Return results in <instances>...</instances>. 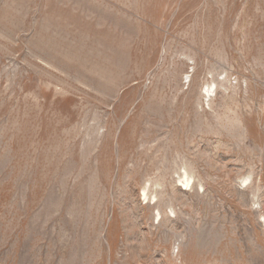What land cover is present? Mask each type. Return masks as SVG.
Instances as JSON below:
<instances>
[{
    "label": "rangeland",
    "instance_id": "1",
    "mask_svg": "<svg viewBox=\"0 0 264 264\" xmlns=\"http://www.w3.org/2000/svg\"><path fill=\"white\" fill-rule=\"evenodd\" d=\"M0 264H264V0H0Z\"/></svg>",
    "mask_w": 264,
    "mask_h": 264
},
{
    "label": "bare ground",
    "instance_id": "2",
    "mask_svg": "<svg viewBox=\"0 0 264 264\" xmlns=\"http://www.w3.org/2000/svg\"><path fill=\"white\" fill-rule=\"evenodd\" d=\"M209 89V88H208ZM184 178H183V181H182V183L181 184H183V186H188V183H189V179L187 178V174L186 173H184ZM144 194V193H143ZM145 199V198H144ZM158 216V215H157Z\"/></svg>",
    "mask_w": 264,
    "mask_h": 264
}]
</instances>
